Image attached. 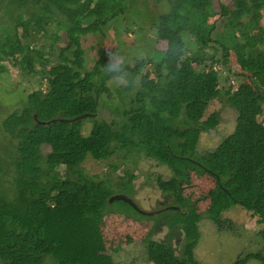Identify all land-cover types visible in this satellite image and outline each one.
Listing matches in <instances>:
<instances>
[{"label":"trees","instance_id":"16d2710c","mask_svg":"<svg viewBox=\"0 0 264 264\" xmlns=\"http://www.w3.org/2000/svg\"><path fill=\"white\" fill-rule=\"evenodd\" d=\"M125 1L0 0L2 10L8 8L0 15V70L46 81V90L40 80L26 107L2 124L17 144L4 151L0 147V264H94L88 259L90 245L113 214L153 222L143 242L151 263L200 264L195 251L201 233L187 228L196 209L183 192L190 172L212 177L231 208L240 206L256 219L264 242V0H171L155 27L157 44L166 48L162 60L114 69L105 48H98L94 61L82 41L103 33L126 10ZM54 25V42L41 49L51 63L33 44L38 36L50 35ZM185 34L194 39L196 53L187 49ZM29 64L36 69L28 72ZM237 68L241 75L234 73ZM126 73L139 87L130 108L121 98L122 107L115 106L119 121L110 124L101 110L105 104L114 112L110 84ZM130 83L123 88L127 95L135 84ZM245 87L253 93L238 114L234 133L215 150L199 152L202 136L217 131L221 122L220 112L205 119L212 101L234 99ZM88 119L94 128L86 138L81 129ZM45 147L51 148L49 154ZM118 151L170 170L168 181L157 178L165 197L162 209L142 214L124 201L111 204L114 196H135V177L127 173L118 194L109 181L83 168L89 156L102 162ZM206 216L219 231L234 228L217 205ZM164 229V240L155 241ZM254 259L264 264V253L235 264Z\"/></svg>","mask_w":264,"mask_h":264},{"label":"rangeland","instance_id":"374dc122","mask_svg":"<svg viewBox=\"0 0 264 264\" xmlns=\"http://www.w3.org/2000/svg\"><path fill=\"white\" fill-rule=\"evenodd\" d=\"M169 1L171 3V0H161L162 3L157 0H126L123 4L124 10L127 7L126 10L116 16L107 27H104L103 33L87 37L82 41V47L88 52L89 59L95 61L98 48H105L112 55L115 64L114 69L124 68L128 65L134 66L137 61L143 59H151L159 63L164 55L162 50H166V48H160L157 44L155 27L158 26L160 17L169 12ZM3 7L5 11L8 9ZM4 10L0 6L2 17L5 14ZM58 16L67 22L63 16L60 14ZM214 20L211 22L213 23ZM262 25L264 27V13ZM56 28L57 25L52 27L50 35L38 36L39 41L33 44V46H38L37 50L41 54L40 57L51 63L54 60L50 59L47 53L42 54L41 49L49 47L54 42L52 36ZM22 31L19 29V32L22 33ZM183 38L187 49L196 53L198 47L194 39L189 34H185ZM66 44L67 41L61 42L58 47H65ZM89 66V68H93L94 62ZM195 68L199 70V67L195 66ZM33 69H36L34 64H29L27 71ZM151 70L149 68V71ZM234 73L242 74L238 68ZM153 77L155 76L153 75ZM40 80L43 83V90H46V81L40 75L28 77L23 74L22 76L13 74L12 76L6 71L0 70V147L2 151L8 150L12 144H17L4 133L3 122L10 115L26 107L28 95L37 87ZM130 82L135 84L127 95L124 89ZM138 87L139 81L134 80L130 73H126L118 82L113 81L110 88L114 108H111V111L114 112L109 111L108 105L104 104L108 101L103 100L104 106L100 114L102 119L110 124L114 120L119 121L120 115L115 111V106L117 108L118 106L122 107L124 102L121 101L122 98L128 102L129 107L130 102L136 96ZM252 93V89L245 87L241 94L234 99L227 100L223 97L212 101L205 119H208L215 112H220L221 122L217 131L202 136L199 152L205 153L215 150L224 138L234 133L238 114L249 104ZM93 128L94 121L88 119L81 129V135L86 138L90 137ZM50 152V147L44 148L45 154ZM125 153L118 151L111 159L102 162H96L89 156L83 168L89 176L97 177L101 181H109L118 194H120L118 187L123 184L126 174L131 173L135 177L132 183L135 196L131 200L148 214L162 209L165 197L158 188L157 178L160 176L168 181L171 176L170 170L165 166H160L154 160L141 158L136 161L134 156L128 157ZM65 172L64 167L60 168L61 174ZM128 181L127 178L125 182ZM183 192L196 209L195 214L187 220V228L190 231L198 229L201 233V239L195 251V259L198 263L235 264L240 258L245 259L252 255L264 253V242L258 236L260 229L256 226V219L240 206L231 208L228 198L217 191L216 181L212 177L190 172L189 182L183 185ZM213 205L219 206L223 212V218L234 224V228L229 229L232 231L228 229L219 231L206 216V212ZM200 215L203 216L201 220ZM152 226L153 222L151 221L136 222L117 214L106 217L100 226L97 242L90 245L88 259L94 264H106L112 261L115 264H153L148 260L146 246L143 243ZM166 232L167 229H164L154 240L162 242ZM183 240L184 233L182 239L179 240L181 243L176 245L178 256L182 254ZM248 264L262 263L254 259Z\"/></svg>","mask_w":264,"mask_h":264},{"label":"water","instance_id":"95a60500","mask_svg":"<svg viewBox=\"0 0 264 264\" xmlns=\"http://www.w3.org/2000/svg\"><path fill=\"white\" fill-rule=\"evenodd\" d=\"M115 201H124L126 203H128L129 205H132L137 211H139V213L145 214L143 211H141L138 206H136V204L129 198L123 196V195H117L111 198L110 203H114ZM147 214V213H146Z\"/></svg>","mask_w":264,"mask_h":264}]
</instances>
